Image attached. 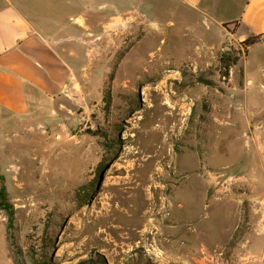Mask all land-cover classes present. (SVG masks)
I'll use <instances>...</instances> for the list:
<instances>
[{
	"label": "rangeland",
	"instance_id": "1",
	"mask_svg": "<svg viewBox=\"0 0 264 264\" xmlns=\"http://www.w3.org/2000/svg\"><path fill=\"white\" fill-rule=\"evenodd\" d=\"M97 5L81 97L3 123L13 221L0 208V264H247L249 237L264 235V57L236 24L168 0ZM105 28L111 45L90 51ZM223 53L236 58L227 78ZM139 169L155 177L141 181ZM221 172L239 180L221 186ZM110 184L122 196L142 184L147 216L115 211L126 205Z\"/></svg>",
	"mask_w": 264,
	"mask_h": 264
},
{
	"label": "crops",
	"instance_id": "2",
	"mask_svg": "<svg viewBox=\"0 0 264 264\" xmlns=\"http://www.w3.org/2000/svg\"><path fill=\"white\" fill-rule=\"evenodd\" d=\"M168 1L207 24H236L244 38L260 35L251 49L264 57V0ZM99 6L97 0H0V133L3 123L26 122L50 105L58 109L67 96L81 97L84 35ZM248 243L258 258L247 264H264V235Z\"/></svg>",
	"mask_w": 264,
	"mask_h": 264
},
{
	"label": "bare ground",
	"instance_id": "3",
	"mask_svg": "<svg viewBox=\"0 0 264 264\" xmlns=\"http://www.w3.org/2000/svg\"><path fill=\"white\" fill-rule=\"evenodd\" d=\"M147 88V87H146ZM167 122L168 120H164V121H161L160 124H158L154 130V133H155V137L156 140H159L161 139V133L162 131H164L167 127ZM151 134V132H149ZM155 141V140H154ZM156 142V141H155ZM158 142V141H157ZM156 142V143H157ZM156 146V145H155ZM153 147V146H152ZM163 147V143L161 142V146L159 147L158 151L159 152ZM150 167V166H149ZM118 170V169H117ZM155 174L156 173H152V174H149L148 173V170H140L136 172V176L138 178L141 179V181L145 180V181H148L150 180L152 177H155ZM132 178V177H131ZM130 179V178H129ZM139 179V180H140ZM125 179H121L120 181H124ZM125 184H130V180H128V182H124ZM133 183V181H132ZM120 184V183H119ZM119 184H110V189L114 190L115 191V194L114 196H116L119 200V203L120 205H126V209L124 208V210H121V208L117 207L115 208V211H119V212H125L126 214L123 213V215H125L127 218H131V217H134L136 218L137 220H143L144 217L147 216V213H141L140 211V208L142 207V205L144 203H146V199H144L142 196H143V192H144V189H142L141 185L142 184H138L134 187V193L131 194V195H125V196H122L121 195V190H118V186ZM123 185V183H122ZM125 188V187H124ZM130 188V187H129ZM128 190V189H127ZM133 192V191H132ZM124 194V193H123ZM135 200V201H133ZM162 204H166L165 202H162ZM167 205V204H166ZM165 206V205H164ZM171 206V205H170ZM166 207V206H165ZM172 207V206H171ZM162 210V209H161ZM129 213H131V215H128ZM141 213V214H140ZM132 223V222H131ZM149 225H151V222L148 221L145 226L148 228ZM143 233L145 232V230L143 229L142 231Z\"/></svg>",
	"mask_w": 264,
	"mask_h": 264
},
{
	"label": "trees",
	"instance_id": "4",
	"mask_svg": "<svg viewBox=\"0 0 264 264\" xmlns=\"http://www.w3.org/2000/svg\"><path fill=\"white\" fill-rule=\"evenodd\" d=\"M262 37L260 35H250L248 36L245 40L244 43L248 45H253L256 42H260ZM236 58L223 53L220 57V72L223 75V77L227 78L230 75V68L232 64L235 62ZM107 95V94H106ZM109 100V98L106 96V101ZM102 162L99 163L97 166V172L100 173L102 170L101 168ZM0 182H1V187H0V208L6 210L8 212V220H9V225H11V222L13 221V210L11 209V206L8 204V192L6 189L5 184L3 183V178L0 175ZM86 202H83L85 204ZM82 204V205H83Z\"/></svg>",
	"mask_w": 264,
	"mask_h": 264
},
{
	"label": "built area",
	"instance_id": "5",
	"mask_svg": "<svg viewBox=\"0 0 264 264\" xmlns=\"http://www.w3.org/2000/svg\"><path fill=\"white\" fill-rule=\"evenodd\" d=\"M113 31L114 29L112 28H105L101 33L96 34L94 36H93V33L88 32V34L93 36L92 40H90L91 42H89V46L91 45L89 50L94 52V51H99V50L103 51V50L108 49V47L111 45V42L108 38ZM104 39L106 40V42L105 44H102ZM217 178H218V183H220L221 181L223 182L221 183V186L224 184H228V183H236L239 180L238 177L224 173V172L217 174ZM263 215H264V212H263ZM257 258L258 257L252 252H246L245 254L239 256V261L241 263H245V262L256 260Z\"/></svg>",
	"mask_w": 264,
	"mask_h": 264
}]
</instances>
